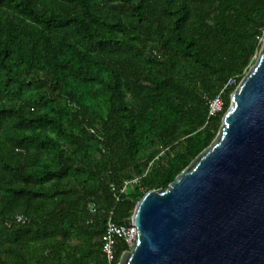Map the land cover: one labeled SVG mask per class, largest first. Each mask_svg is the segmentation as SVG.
<instances>
[{
	"label": "trees",
	"instance_id": "obj_1",
	"mask_svg": "<svg viewBox=\"0 0 264 264\" xmlns=\"http://www.w3.org/2000/svg\"><path fill=\"white\" fill-rule=\"evenodd\" d=\"M263 37L264 0H0V264H106L108 219L210 144Z\"/></svg>",
	"mask_w": 264,
	"mask_h": 264
},
{
	"label": "water",
	"instance_id": "obj_2",
	"mask_svg": "<svg viewBox=\"0 0 264 264\" xmlns=\"http://www.w3.org/2000/svg\"><path fill=\"white\" fill-rule=\"evenodd\" d=\"M129 220L117 264H264V37L213 140Z\"/></svg>",
	"mask_w": 264,
	"mask_h": 264
},
{
	"label": "built area",
	"instance_id": "obj_3",
	"mask_svg": "<svg viewBox=\"0 0 264 264\" xmlns=\"http://www.w3.org/2000/svg\"><path fill=\"white\" fill-rule=\"evenodd\" d=\"M235 80L233 77L229 78L225 84L226 86L233 85ZM223 109V97L222 93H218L211 97L208 100V118L216 117L222 112ZM165 151H168V148L161 151V154H164ZM139 181V178H133L131 180H123V190L132 184H135ZM95 208L90 207V212H94ZM17 220H21V216L16 217ZM130 221V220H129ZM122 238L124 242L131 248L136 238V226L130 221L128 225L116 224L112 220L108 219L104 227V232L101 236V250L105 255L106 264H111L115 258V243L117 238Z\"/></svg>",
	"mask_w": 264,
	"mask_h": 264
}]
</instances>
